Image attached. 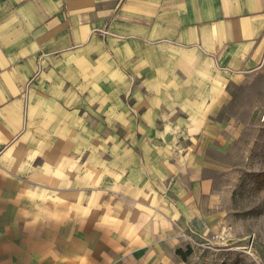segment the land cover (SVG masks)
<instances>
[{
    "label": "rangeland",
    "instance_id": "obj_1",
    "mask_svg": "<svg viewBox=\"0 0 264 264\" xmlns=\"http://www.w3.org/2000/svg\"><path fill=\"white\" fill-rule=\"evenodd\" d=\"M177 51L95 36L40 66L24 104L44 222L90 226L97 264H264V60Z\"/></svg>",
    "mask_w": 264,
    "mask_h": 264
},
{
    "label": "crops",
    "instance_id": "obj_2",
    "mask_svg": "<svg viewBox=\"0 0 264 264\" xmlns=\"http://www.w3.org/2000/svg\"><path fill=\"white\" fill-rule=\"evenodd\" d=\"M95 36L155 42L243 72L264 60V0H0V264L98 263L90 226L77 229L69 214L44 222L24 104L45 61Z\"/></svg>",
    "mask_w": 264,
    "mask_h": 264
},
{
    "label": "trees",
    "instance_id": "obj_3",
    "mask_svg": "<svg viewBox=\"0 0 264 264\" xmlns=\"http://www.w3.org/2000/svg\"><path fill=\"white\" fill-rule=\"evenodd\" d=\"M179 253H181V250L180 251H178Z\"/></svg>",
    "mask_w": 264,
    "mask_h": 264
}]
</instances>
